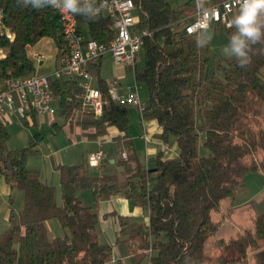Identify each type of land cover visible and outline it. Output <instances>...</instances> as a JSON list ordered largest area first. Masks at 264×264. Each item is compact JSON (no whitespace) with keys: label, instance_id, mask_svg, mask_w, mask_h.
I'll return each instance as SVG.
<instances>
[{"label":"trees","instance_id":"16d2710c","mask_svg":"<svg viewBox=\"0 0 264 264\" xmlns=\"http://www.w3.org/2000/svg\"><path fill=\"white\" fill-rule=\"evenodd\" d=\"M193 1L173 8L171 0H134L135 27L149 32L140 50L144 62L134 69L135 81L148 90L143 119L157 122L162 142L174 139L175 157L159 152L146 165L140 161L128 137L132 105L111 100L104 79L98 78L95 86L109 104L99 115L82 109L83 90L77 79L52 80L66 120L82 110L76 122L87 139L103 138L109 128L116 129L119 134L113 140L127 155L115 161L121 173L93 176L83 164L58 165L59 204L55 188L41 182L39 172L27 166L28 156L37 151V140L9 149L7 124L0 122V176L23 194V208L17 218L10 212L11 227L0 238V264H109L114 245L99 241L98 214L78 196L79 190L88 188L95 204L122 193L147 208V225L117 216L115 243L127 246L133 264L144 259L148 264H264V211L252 213L248 224L234 235H221L236 209L253 208L252 202L235 207L234 199L248 174L264 170V7L257 9L248 25L255 29L252 36L242 32L238 19L230 29L211 24L216 31L225 30L242 52L216 58L211 69L205 38L178 28L192 20ZM40 3L37 10L31 0L27 4L1 0L3 20L14 39L0 37L6 50L0 59V78L34 74L27 46L43 38H52L59 53L64 52L60 16L48 0ZM94 6L78 1V29L87 39L108 42L114 34L112 21L92 15ZM100 61L91 64V72L99 71ZM201 135L206 154L200 153ZM50 220H57L69 236L51 237Z\"/></svg>","mask_w":264,"mask_h":264},{"label":"rangeland","instance_id":"374dc122","mask_svg":"<svg viewBox=\"0 0 264 264\" xmlns=\"http://www.w3.org/2000/svg\"><path fill=\"white\" fill-rule=\"evenodd\" d=\"M189 0H171L173 8L182 6ZM184 22H181L178 26L179 29L184 27ZM200 36L205 38L208 44L209 54V67L213 69L216 65V58L224 59L230 57L235 53L236 47L232 43L230 37L225 30L216 31L213 26H209L207 29L202 30L199 33ZM56 44L52 38H43L36 44L32 45L28 54L32 57L30 51H36L44 56V64H39L38 61H34L36 75H50L56 68L55 54ZM144 62V53L139 51L136 56V63L141 66ZM128 68V67H126ZM118 68L113 65L110 56L105 55L100 64L99 71L92 72V84L96 85L98 78L104 79L107 83H110L113 79H117L116 74ZM118 80V79H117ZM120 92L123 88L134 86L135 79L132 72H128V75L124 80H121ZM138 93L141 102H148V90L144 83L139 82ZM125 86V87H123ZM55 108L54 114H40L35 117V125H32V121H28L29 124H25L17 119L9 120L6 125V130L9 134V141L7 147L12 150L21 149L27 147L31 139H36L37 143L35 153L30 154L27 159V166L35 169L39 172V178L41 182L51 185L55 188L57 203L60 204V186H59V173L57 171L58 165H72L83 164L88 174L96 176L105 173H121V169H118L116 165H110L106 162L104 166H91L88 162V156L100 149L111 158L118 160L120 155V148L116 142L112 140L110 134L103 138L87 139L84 137L82 129L77 124V120L81 118L83 112L78 110L74 113L71 120L61 114L57 101L53 103ZM140 111L135 106L129 107V125H128V137L132 140V144L141 162L145 165L148 162V158H153V154L148 152L152 143L143 141L140 139V135H144L145 128ZM202 138H200V153L206 154L207 149L202 145ZM174 139L170 138L168 145L173 144ZM155 146L160 147L158 144ZM153 146V145H152ZM153 156V157H152ZM152 167V165H150ZM264 182V170L258 173H250L246 176L247 186L242 188L237 194L234 201L242 202L245 198H249L251 194H254L258 190V187ZM113 195H120L124 197L122 193H115ZM78 196L81 198L85 205L91 206L98 214V231L101 233V240L107 242L106 238H111L110 233L114 236L116 225L114 218L109 217L107 219L102 218L101 213L104 210L110 208L115 209L119 214L126 212L127 207L124 204L117 202L114 199L101 200L98 204H95L93 198L92 189H81L78 191ZM264 199V191L259 194ZM124 199V198H123ZM258 199V198H257ZM130 210L135 207L133 201H129ZM23 208V194L20 190L8 187L4 180L0 177V238L10 229L11 222L9 220L10 212L13 211L15 218L18 216V212ZM139 211V217L130 215L132 220L139 224L146 223L145 216L148 214L146 207L137 208ZM129 210V211H130ZM264 207L260 205L256 206L257 212H262ZM127 214V213H124ZM112 216V215H110ZM55 223L57 231H50L51 237H65L69 236L67 230L62 229L56 220H51L49 223ZM248 223V220H240L239 223L227 221L224 225L221 235L227 237L230 234H235ZM116 235V234H115ZM116 254L121 260L122 264H133V258L129 256V251L124 243H119L116 246ZM140 264H148V260L144 259Z\"/></svg>","mask_w":264,"mask_h":264},{"label":"built area","instance_id":"2783aa9c","mask_svg":"<svg viewBox=\"0 0 264 264\" xmlns=\"http://www.w3.org/2000/svg\"><path fill=\"white\" fill-rule=\"evenodd\" d=\"M94 3L92 15L107 16L112 21L114 34L108 42H98L87 39L78 29L75 14L68 11L55 9L61 21V37L65 43V50L57 57V67L50 75H28L24 77L0 78V122L8 123L17 119L33 121L40 114H54L53 103L56 101L51 81L55 79H77L83 90L82 109H88L99 115L109 100L103 97L102 92L92 84V63L109 55L112 63L117 68L128 67L134 76L136 56L143 45L144 36L149 32L136 29L137 7L134 0H78ZM194 13L192 20L185 22L184 30L188 35L200 33L211 24H220L230 29L246 11L251 0H194ZM60 9L64 4L57 0ZM3 7L0 0V37L9 41L14 39L13 32L5 25L3 20ZM257 15V10L255 16ZM6 50L0 46V59L4 58ZM34 61H42L43 55L33 53ZM135 79V78H134ZM117 79L108 85L111 100L118 103H129L139 109L141 117L146 105L141 102L138 85L126 87L125 93L120 92ZM147 140V134L141 136ZM121 157L126 158V152H121ZM108 156L100 149L88 156L91 166H99Z\"/></svg>","mask_w":264,"mask_h":264},{"label":"crops","instance_id":"0c3cea01","mask_svg":"<svg viewBox=\"0 0 264 264\" xmlns=\"http://www.w3.org/2000/svg\"><path fill=\"white\" fill-rule=\"evenodd\" d=\"M31 46H27V53H28V50H29V48H30ZM31 52V54H32V57L28 54V56L29 57H31V58H33V53H35L34 51H30ZM38 53V52H37ZM58 55H59V51H58V49L56 48V54H55V61H56V63H57V57H58ZM102 60V59H101ZM39 64H44V56H43V60L42 61H40L39 62ZM58 64V63H57ZM100 64H101V61H100ZM56 67H57V65H56ZM55 70V69H54ZM130 71V69L129 68H118V73L116 74V77H117V79H118V82H119V85L121 86L122 84H121V80H124L125 78H126V76L128 75V72ZM131 72V71H130ZM122 87V86H121ZM123 87H125V86H123ZM121 93H125V88H123V90H121ZM145 104V103H144ZM146 105V104H145ZM143 118V117H142ZM143 120V122H144V128H145V132H144V134H147V140H144V139H142L141 138V136L142 135H140V139H142L143 141H145V143H149V142H151L152 143V145H151V147L148 149V152L150 153V154H153V156H156V154L157 153H159V152H162L163 153V155H164V157H166V158H170V157H175L176 155H177V153H178V147H177V143L174 141L173 142V144H171L170 146L168 145V143H164V142H162V140L161 139H159L158 137H157V135L158 134H160L161 133V127L157 124V122L155 121V120H145V119H142ZM108 134H110L111 135V137H112V140L114 139V137L115 136H117L119 133H118V131L116 130V129H114V128H109V130H108ZM106 136H108V135H106ZM114 141V140H113ZM115 142V141H114ZM159 144L160 145V147H158V146H155L154 144ZM120 155H121V153H120ZM108 156V155H107ZM152 156V157H153ZM108 164H110V165H115V159H113V158H111L110 156H108ZM148 160V162L151 160V158H148L147 159ZM147 162V163H148ZM102 166H104V164H101ZM100 165V166H101ZM118 169H121L120 167H118ZM262 170H258L257 172H255V173H258V172H261ZM255 173H253V174H255ZM1 177V176H0ZM2 178V177H1ZM3 179V178H2ZM4 180V179H3ZM4 182H5V180H4ZM6 183V182H5ZM7 184V183H6ZM7 186L8 187H10V185L9 184H7ZM247 186V183H246V181H245V185H244V188ZM262 190L264 191V182L258 187V190L257 191H255L254 192V194H251V196L249 197V198H245V200H242V202H236V201H234V206L235 207H239V206H241V205H243V204H245V203H248V202H252V204H253V208L249 211V210H240V209H236V211L232 214V218L230 219V220H228V221H231V225L233 226V222H236V223H239L240 222V220H248L249 219V216L252 214V213H259V212H257L256 211V206L257 205H260L261 207H264V199L262 198V197H260L259 196V194L262 192ZM114 199V200H116L117 202H119V203H121V204H124L126 207H127V209H126V212H124V213H127V214H119L115 209H113V208H110L109 210H104L102 213H101V216H102V218H104V219H107V218H109V217H112V218H114V222H115V225H116V229L114 230V232H115V234H114V236H112V233H110V235H111V238H106V239H109V240H107V242H103L102 240H101V233L98 231V236H99V241L101 242V243H109V244H113L114 245V247H113V253H112V256H111V259H110V261H109V264H122V262H121V260L119 259V257H118V255L116 254V246H117V244L115 243V240H116V237H117V232H118V230H119V225H118V221H117V216H119V215H121V216H127V217H129L130 219H131V217L129 216V214L130 215H134V216H136V217H139V211H138V209L137 208H139V207H141V206H138V205H135L134 203V206L135 207H132V210H130V208H129V206H130V203H129V201H131V200H129V199H127V198H125V197H122V196H120V195H111L108 199H106V200H110V199ZM124 198V199H123ZM258 198V199H257ZM229 205V202L227 201V202H225L224 204H223V207L225 208V207H227ZM143 208V207H142ZM130 210V211H129ZM264 211V210H263ZM262 211V212H263ZM261 213V212H260ZM110 215H112V216H110ZM145 218H146V223H144L143 225H147L148 223H149V218H148V214L145 216ZM132 220V219H131ZM51 221V220H50ZM50 221H48L47 222V227H48V229H49V231H57V227H56V225H55V223L53 222V223H49ZM57 221V220H56ZM132 221H134V220H132ZM58 222V221H57ZM134 222H136V221H134ZM59 224V223H58ZM225 224H226V222H225ZM224 224V225H225ZM248 224V223H247ZM246 224V225H247ZM245 225V226H246ZM59 226H60V224H59ZM61 227V226H60ZM224 227V226H223ZM223 229V228H222ZM222 231V230H221ZM230 235H234V234H230ZM230 235H228V236H230ZM227 236V237H228ZM129 256H131L132 257V255L131 254H129ZM148 260V259H147Z\"/></svg>","mask_w":264,"mask_h":264},{"label":"clouds","instance_id":"9594fccd","mask_svg":"<svg viewBox=\"0 0 264 264\" xmlns=\"http://www.w3.org/2000/svg\"><path fill=\"white\" fill-rule=\"evenodd\" d=\"M26 4L29 2V0H25ZM49 3L53 5V8L59 9L61 11H68L72 14H76L79 9L77 8L78 0H63L64 8L60 9L57 5V0H48ZM32 7L40 10L41 3L40 0H31ZM264 7V0H251V2L247 5L246 11L243 15H241L237 23L241 26V30L243 33H245L248 36H252L255 33V29L252 27H249L248 25L252 21L253 17L255 16L256 10L258 8ZM98 11L96 12V15L98 14ZM235 51L239 54H242L241 49L237 47ZM240 67H245L243 63L238 64Z\"/></svg>","mask_w":264,"mask_h":264}]
</instances>
